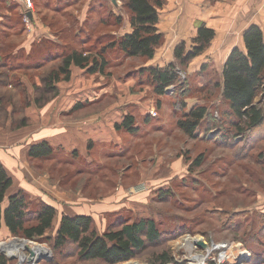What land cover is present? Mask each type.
<instances>
[{
	"label": "rangeland",
	"instance_id": "374dc122",
	"mask_svg": "<svg viewBox=\"0 0 264 264\" xmlns=\"http://www.w3.org/2000/svg\"><path fill=\"white\" fill-rule=\"evenodd\" d=\"M230 1L233 0H218L214 3L205 0H182L180 4L176 2L174 5L175 10L182 13V16L186 14V19L196 9L200 18L197 20L215 30L218 38L224 34L233 39V41L231 39L232 44L240 45V35L245 26L243 23L245 19L242 22L229 19ZM3 3L4 6H0L1 10H5L8 6L6 2ZM115 3L122 15L125 14L123 2L115 0ZM106 5L104 11L107 14L106 8L109 6L110 10H113V6L108 3ZM14 8L17 11L15 9L9 11L8 16L0 12L2 16L0 17V58L13 66L12 76L15 75L20 79L19 81L0 77V126L2 127L0 136L6 139L5 142H0V163L4 169H11V165L14 164L17 170L16 179L20 174L24 182L28 181V184L35 186L37 193L45 194V199H35L33 202L38 204L43 203V199L49 200L56 204L58 211H72V208H78L74 211L82 213L90 212L91 209L96 212L95 227L98 233H103V229L119 219H155L160 230L166 235L163 243L160 246H149L138 258L120 264H155V256L164 251L172 257V262L169 264H190L191 260L187 254H182L178 250L186 238H200L211 250L214 245L220 247L212 250L206 264H220L219 258L234 247L241 248L243 252L250 254L251 258L252 254L247 245L241 241L244 232L235 233L226 224L235 212H252L251 218L264 216V166L252 158L238 159L233 151L209 139L202 141L200 138L190 139L177 127V122L183 117V113L198 102L210 106L213 111H219L221 119L223 113L230 112L228 104L219 103L222 102L219 90H214L213 84L210 87L208 85L212 77L219 78L217 77L218 65L220 66L227 52L226 48L224 49L225 46L218 49L219 46L212 43L206 53L212 50V54L215 53L216 63L209 64V68L202 71L203 73L199 72L200 70L195 72L192 65L194 62H192L189 69L181 75L182 81L186 79L184 89L189 90V93L181 98L155 95L153 88L147 83V77L141 76L139 72V69L144 66V60H127L118 50L109 52L107 56L109 64L104 74L91 76L79 70L78 72L83 76L64 85L67 89L64 93L72 96V100L77 102L86 99V94L81 95V93L85 88L94 85L93 91L97 92L95 96L101 99L92 103L91 107L77 112L75 120L84 125L88 124V117L97 119L103 116L106 118L104 123L110 118L112 125L119 115L133 114L137 121L136 126L139 127L138 132L132 135L117 130L115 136L111 134L110 138L96 139L88 143L86 152L74 150L72 145L68 144L66 149L74 151L53 147L54 153L49 159L27 158L24 162V154L29 144L21 140L22 127L18 128V125L23 123L22 118H25L26 124H30L28 127L35 130L53 127L48 125L53 118H43L45 111L41 110L44 103L54 100L53 93L45 90L44 82L38 77L36 65L41 63L48 54L61 55L72 50L91 48L99 37V33L88 31L87 28L91 27V22L87 23L88 26L81 25V22L77 21V18L81 16L75 15V9H71V15L69 11L63 16L64 23L60 25L63 30L58 28V30L49 31L50 35L57 39V44L46 42L43 43L44 46H39L36 42L40 38V32L37 29L36 31L28 29L24 22L23 9L17 6ZM92 8L98 11L101 9L97 4H93ZM105 13L100 12L93 17L88 14L87 19L91 21L93 18L97 21L103 16L106 17ZM45 16L43 17L46 19L52 18L49 12ZM227 17L229 22L223 20ZM110 20L113 24L114 20L111 18ZM202 22L197 23L200 25ZM105 30H107L106 26ZM23 40L31 41L32 56L29 63L26 57L25 62L20 60L25 56L24 48L9 45L14 42L22 43ZM186 44L190 46L191 40ZM22 89L25 94L21 92ZM168 89L171 95L173 88ZM26 98L41 104H35L37 107L33 108L31 105L27 107ZM139 101L140 103L148 102L146 104L149 106L142 108L137 103ZM21 102L25 103L24 108L20 106ZM7 107H11L9 111L4 109ZM214 107H220V110L217 108L214 110ZM151 109L157 111L158 117L155 119L148 117L150 122L146 123L142 115ZM46 111L47 115L55 116L56 114L54 109ZM7 114L13 122V128H18L14 134L10 126L4 127ZM10 114L17 116L16 119L12 120ZM28 114L31 119L26 117ZM67 119L61 117L59 121L70 125L72 119ZM104 123L99 125L102 132L95 130V137L102 133L107 135L108 128H102ZM214 131L207 132L208 138L214 136ZM30 139L40 138L35 136ZM199 157L202 158V165L196 167ZM139 187H143L144 190L133 195L132 192ZM161 191L167 192L170 199L160 198ZM118 210L119 214H117ZM184 222V226L190 227V232H185L181 228ZM58 228L59 225L55 222L48 237L54 238ZM16 238L18 237L0 231L2 247ZM33 242L52 252L51 261H48L50 257L47 256L39 264L58 262L59 264H102L100 262L79 263L77 257L64 261L58 260L51 241ZM19 254L27 257V264H32L30 253L21 249ZM205 254L207 256L201 247L194 246L195 256ZM11 262L19 263L18 259ZM238 262L225 260L221 264H237Z\"/></svg>",
	"mask_w": 264,
	"mask_h": 264
},
{
	"label": "trees",
	"instance_id": "16d2710c",
	"mask_svg": "<svg viewBox=\"0 0 264 264\" xmlns=\"http://www.w3.org/2000/svg\"><path fill=\"white\" fill-rule=\"evenodd\" d=\"M120 1L123 2L128 15L131 29L129 34L119 39L110 34L98 37L89 49L52 55L36 65L38 77L44 82L45 90L53 93L52 98L58 96V84L71 80L72 67L89 75L104 74L109 64L107 56L111 51L118 50L127 60H144V65L154 60L157 51L164 44V35L160 33L158 26L161 11L166 7L167 0ZM205 1L214 3L218 0ZM110 18L114 20L111 25L119 27L122 24L121 17L112 15ZM215 39V30L202 23L196 36L191 39L190 46L182 42L176 47L173 63L164 67H141L139 72L141 76L147 77V83L153 88L156 96L184 97L189 90L184 89L186 79L182 81L181 75L189 69L192 62L210 49ZM208 68V65L203 66L201 72ZM0 69L6 71L0 72V77L20 81L15 75L11 76L13 71L4 62H0ZM211 84L214 90H219L221 100L228 104L230 112L223 113L222 119L212 117L211 120V107L198 102L183 113V117L177 122L178 129L190 139H199L202 123L212 121L208 124V130H215L214 136L208 138L206 134L204 139L225 146L233 151L238 159L252 158L264 166L263 30L251 25L244 31L243 49L234 48L230 52L223 66L221 82L219 78L212 77L208 83L209 87ZM170 87L173 88L171 95L168 92ZM21 92L25 94L23 89ZM20 95L23 96L22 93ZM26 99L28 107L30 99ZM34 103L41 104L37 101ZM20 106L24 108L25 103L21 102ZM78 109L80 106L75 108V111ZM15 117L17 116L13 115V119H16ZM22 119L23 123L19 124L18 128L27 125L25 118ZM145 122L149 123V118H145ZM116 130L134 135L139 130L136 118L133 115L125 116L122 124L116 126ZM53 153L50 144L42 142L31 146L28 158L49 159ZM195 165H202L201 157ZM12 186L13 179L0 163V230L5 226L13 237L37 242L51 241L58 260L77 257L79 263L120 264L138 258L149 246H160L166 238L153 218L119 219L109 224L103 233H98L93 219L88 216H63L56 236L48 237L57 218L56 210L44 203L35 204L23 192L7 197ZM159 195L160 198L170 199L167 192L161 191ZM251 214L253 213L249 211L235 212L226 225L235 233L244 232L241 241L252 254L247 264H264V216L251 218ZM184 224L185 222L181 227L183 231L190 232V227ZM171 262L172 257L165 251L155 256V264ZM0 264L13 263L0 253Z\"/></svg>",
	"mask_w": 264,
	"mask_h": 264
},
{
	"label": "crops",
	"instance_id": "0c3cea01",
	"mask_svg": "<svg viewBox=\"0 0 264 264\" xmlns=\"http://www.w3.org/2000/svg\"><path fill=\"white\" fill-rule=\"evenodd\" d=\"M34 1V11L32 12V16H31V20H32V24L31 27H28V29L34 30L36 31V29L40 32V38L37 40L36 44L39 46H44L46 42H50L53 44H57V39L53 38L49 31H53V30H58V28H60V25L62 23H64V17L65 15H67V13H69L70 11V15H71V9H75V15L81 16L77 18V21H80L81 25H87V23L91 22V27L89 28L88 26V31L91 30L92 32H94L95 34L98 32L99 33V37H104V36H108L113 35L116 38H121L126 34H129L131 32L130 29V24H129V19H128V15L125 13L122 15V13L119 10L118 5H116L115 0H33ZM6 2L8 4L7 8L5 10H1L0 12H3V15H9L10 13H8L9 11L15 9V6H17V8H22L21 5H19L16 0H0V6H4V3ZM181 3L182 0H168V4L167 6L161 11V15H160V24L158 26V29L160 31V33H162L164 35V44L163 46L157 51L156 56L154 58V60L147 62L144 66L142 67H164L168 64H171L175 61L174 59V51L176 49V47L181 44L182 42L188 43L189 40H191L192 38H194L196 36L199 24L197 22H202V21H198L197 19H200L198 17L197 11L195 13V11H193L192 13H195L194 15L189 14V17L186 19V14L184 16H182V13H179L175 10V3ZM106 3L110 4L113 6V10H110L109 6L106 8L107 10V14L104 11V7L107 6ZM93 4H97L99 5V7L102 9H100V11H98L97 9L92 8ZM230 9H229V16H230V20L231 19H235V21H240L244 23V27L242 28V32L240 35V45H234L231 43V39L224 36V34H221L219 36V38L217 37L214 40V45L215 46H219L218 49H222L223 46L224 49L226 48V54L223 57L220 66L218 64V77L220 79L221 82V74H222V70H223V66L227 60V57L229 56L230 52L234 49V48H239V49H243V33L245 30L248 29V27H250L251 25H256L258 26L261 30L264 31V0H233L230 1ZM249 7V8H248ZM23 9V8H22ZM20 9H18L19 11ZM44 10V13H43ZM24 13V10H22ZM50 13V15H52V18H44L46 17L45 15L47 13ZM101 13H105L106 17H101L99 18L97 21L93 20V18L90 20L87 19L88 14L90 16H94L95 14H100ZM1 15V14H0ZM114 15L116 17H121L122 18V24L118 27V26H113L110 23V17ZM126 15V16H125ZM44 16V17H43ZM54 16V17H53ZM182 16V17H181ZM2 17V16H0ZM59 17V18H58ZM186 20V21H185ZM197 20V21H196ZM223 20H225V22H229L228 21V17L225 19L223 18ZM1 21V18H0ZM195 22V23H194ZM237 22H232L235 25L237 24ZM109 23V25H107ZM194 23V24H193ZM203 23V22H202ZM198 24V25H197ZM229 24V23H228ZM196 25V26H195ZM105 26L107 27V30H105ZM230 26V25H229ZM60 30H63V28H60ZM33 31V32H34ZM30 36V35H29ZM44 39V40H43ZM36 40H34L35 42ZM216 41V42H215ZM233 41V39H232ZM11 45L10 47H18V48H24L25 52V56H23L22 62L26 61V58H28L27 62H30V58H31V41H22L21 42H14L13 44H9ZM2 51V50H1ZM17 51H19V49H17ZM212 51V50H211ZM208 52L205 55L199 57L198 59H196V62L194 61V63L192 64L194 67V71L197 72H201L202 67L212 64L213 62L216 63V58H215V53L212 54V52ZM26 57V58H25ZM52 57L51 54H48L44 60H47V58ZM1 59V58H0ZM214 59V61H213ZM19 60V59H18ZM0 62H4L6 64L7 67L11 68V70L13 71V66H10L8 64V61H4V60H0ZM80 69L72 67L71 68V80L69 82H64V83H60L57 85V89H58V96L54 98V100L50 103H44L42 105V111H45V113H43V118H48L50 119V117L53 118V121L51 120L50 123L48 124L53 125L50 126L51 128H45L44 130H35L32 129L30 126V124H27L26 126L22 127L20 130L22 132L21 135V140H23L24 142H28V146L26 147V152L24 154V162H26V159L28 158V152L31 148V146L37 145L39 143L42 142H47L50 144V146L53 147H57V148H62L65 149L67 151H74L76 149L81 150L82 152H86L87 150V146L88 143H91L93 140L99 139V140H104L106 138H110L111 134L113 136L116 135V126H119L122 124L125 116H127L126 113H123L122 115H119L117 118L120 119H115L113 124L111 125L110 122L112 121V119H107L104 123V120L106 118H103V116H100L97 119H92V118H87V123H85L83 125L82 122L78 123L76 119L77 116L76 113L82 111L83 109L89 108L91 107L92 103H94L95 101H98L99 99H101L100 97H96L95 93H97L96 91L94 92L93 90H95L94 85H90L88 88H85L84 91L81 93V95H83L84 93L86 94V99L84 100H79V101H73L72 100V96H69V94L64 93L65 91L67 92V89H65L64 85H67L69 83H71L75 78L79 77V76H83L82 74H80L78 71ZM34 71H37V69H34ZM82 71V72H81ZM0 72H4L6 73V71L4 69H0ZM81 73L85 72L83 70H80ZM97 75V74H95ZM12 76V74H11ZM94 76V75H91ZM65 89V90H64ZM62 90H64L62 92ZM169 91V89H168ZM90 95V97H89ZM169 96V95H168ZM60 97V98H59ZM221 99V97H220ZM88 101V102H87ZM87 102V103H84ZM138 105L140 107H144L146 108L147 106H149V104L147 105L145 103H140L137 102ZM219 103H223V102H219ZM224 104V103H223ZM28 105L33 108L35 105L34 101L31 102L29 100ZM78 106H80V109L75 111V108H77ZM37 107V106H36ZM11 108V107H9ZM9 108H4L7 111H9ZM219 109L220 107H214V110ZM1 109V106H0ZM49 109L52 110L54 109L56 114L55 116L49 114H46V110ZM137 109V108H136ZM73 111V112H72ZM151 112H156L157 115V111L155 109H151L148 113L145 112L142 116H144L145 118L151 117V119H155L158 117V115L154 118L151 116ZM133 115V114H131ZM12 116V120H13V115L10 114V117ZM134 116V115H133ZM210 119L212 120V117L214 118H221V114L219 113V111H213L210 110ZM27 118H30V115H26ZM61 117H66L67 118H71V123L70 125H68V123H63L62 121H59V119ZM135 117V116H134ZM51 118V119H52ZM145 118L143 121H145ZM7 121H6V125L4 126L5 128H8L10 126L12 133H16V130L18 128H13V122L10 121L9 119V114H7ZM68 120V119H67ZM150 120V119H149ZM55 121V122H54ZM137 122V121H136ZM212 121L210 122H203L201 127H200V140H204V136L207 134V132L209 131L208 129V124L210 125ZM102 123H104L102 125L103 129H107L108 128V133L107 135L105 134H99L95 137V130L102 132L101 128L99 127V125H101ZM0 129H2V127L0 126ZM99 129V130H98ZM212 131V130H211ZM20 132V131H19ZM18 133V132H17ZM38 136L40 139L38 140H31L30 137H35ZM202 137V138H201ZM5 138L3 136H0V142H5ZM68 144L72 145V148H74V150H70V149H66V147H68ZM54 149V148H53ZM0 162H1V158H0ZM16 163V161H15ZM6 172L8 173L9 176L12 177L13 179V186L12 188L8 191L7 193V197L13 195L16 192H23L24 194H26V196H28L32 201H34L35 199H40V198H44V195L41 193H37L35 190V186H33L32 184H28L29 182L26 181L24 182V180L22 179V177L20 178V174L18 179L17 178V170L14 167V164L11 165V169H5ZM42 191V190H41ZM12 192V194H10ZM44 193V192H43ZM42 200V202L44 204H47L49 206H52L56 212H57V218L55 220V222H57V225L60 224L61 218L63 216H70V217H76V216H88L91 217L95 223V218H96V212L90 209V212H75V208H72V211H58L56 204H54L53 202L49 201V200ZM7 204H5L6 206ZM91 206V205H90ZM104 206V205H103ZM108 206V205H107ZM93 207V206H92ZM94 208V207H93ZM117 213V212H116ZM120 211L118 210L119 214ZM54 222V223H55ZM105 222H107V220H105ZM112 223V222H111ZM106 229V228H105ZM103 229V232L104 230ZM0 231H3L4 233H7L8 235L9 232L7 230V228L5 226L2 227V229ZM98 231V230H97Z\"/></svg>",
	"mask_w": 264,
	"mask_h": 264
},
{
	"label": "bare ground",
	"instance_id": "6f19581e",
	"mask_svg": "<svg viewBox=\"0 0 264 264\" xmlns=\"http://www.w3.org/2000/svg\"><path fill=\"white\" fill-rule=\"evenodd\" d=\"M249 8V7H248ZM29 249L32 251L33 256L30 259V262L32 264H35L36 258L39 257L40 254H45L47 249L44 246H40L39 244L34 243L33 245H28ZM194 246L201 247L206 253L203 256L194 255ZM3 251H5L9 257L14 256L15 259H18V262L21 264H27V257H24L23 255L19 254V251L23 248V245L21 244H14V242H10L8 244L3 245ZM220 247L214 245L212 250L219 249ZM24 250V249H23ZM179 252L182 254H187V256L190 258V264H206V262L209 259V256L213 252L206 244L203 242L200 238H186L184 243L181 245V247L178 249ZM242 250H240L238 247H234L232 249L227 250L222 257H220V260L222 261H236V259L241 256ZM47 257V256H46ZM9 259V258H8ZM10 260V259H9ZM18 263V264H19Z\"/></svg>",
	"mask_w": 264,
	"mask_h": 264
},
{
	"label": "built area",
	"instance_id": "2783aa9c",
	"mask_svg": "<svg viewBox=\"0 0 264 264\" xmlns=\"http://www.w3.org/2000/svg\"><path fill=\"white\" fill-rule=\"evenodd\" d=\"M16 2L22 6L23 10H24V13H23V16H24V22L26 23V25L28 27H31V24H32V20H31V17H29V15L32 16V12L34 11V3L32 0H16ZM151 116L152 117H156V113L155 112H151ZM144 188L143 187H139L137 188L136 190H134L132 192L133 195H137L140 191H143ZM239 248V247H238ZM241 250V248H239ZM250 254L246 253L245 251L243 252L242 251V254L241 256H239L237 259H236V262H238L242 257H249ZM218 262L221 264L222 260H218ZM235 262V261H234Z\"/></svg>",
	"mask_w": 264,
	"mask_h": 264
},
{
	"label": "water",
	"instance_id": "95a60500",
	"mask_svg": "<svg viewBox=\"0 0 264 264\" xmlns=\"http://www.w3.org/2000/svg\"><path fill=\"white\" fill-rule=\"evenodd\" d=\"M29 17H31V15H29ZM11 242H14V244H21L23 245V248L22 250L24 249L26 252L30 253L31 256H33V253L32 251L29 249V246L30 244H34L33 241H30V240H26V239H19V238H16L14 239L13 241ZM42 246V245H40ZM0 253L4 256H6L7 258H9L10 260H14L15 257L14 256H11L9 257L8 254L3 251V248H2V245H0ZM46 256H49L50 258L48 259V261H51L52 260V252H50V250H47L45 254H40L38 258H36L35 260V264H39L41 260H43ZM250 257H242L239 262L237 264H243L244 262H249L250 261ZM21 264V261L20 263Z\"/></svg>",
	"mask_w": 264,
	"mask_h": 264
}]
</instances>
